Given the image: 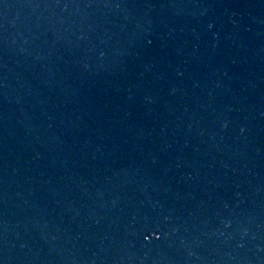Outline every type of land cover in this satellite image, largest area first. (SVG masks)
<instances>
[{
    "label": "water",
    "instance_id": "water-1",
    "mask_svg": "<svg viewBox=\"0 0 264 264\" xmlns=\"http://www.w3.org/2000/svg\"><path fill=\"white\" fill-rule=\"evenodd\" d=\"M0 264H264V0H0Z\"/></svg>",
    "mask_w": 264,
    "mask_h": 264
}]
</instances>
